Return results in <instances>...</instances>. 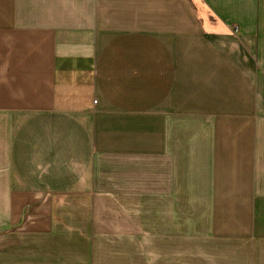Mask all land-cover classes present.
I'll use <instances>...</instances> for the list:
<instances>
[{"label": "crops", "instance_id": "obj_1", "mask_svg": "<svg viewBox=\"0 0 264 264\" xmlns=\"http://www.w3.org/2000/svg\"><path fill=\"white\" fill-rule=\"evenodd\" d=\"M0 264H264V0H0Z\"/></svg>", "mask_w": 264, "mask_h": 264}]
</instances>
